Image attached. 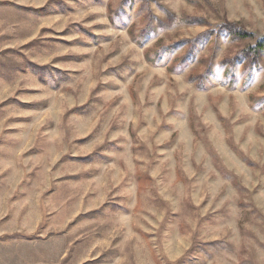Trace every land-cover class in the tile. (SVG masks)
I'll list each match as a JSON object with an SVG mask.
<instances>
[{"label": "rangeland", "instance_id": "374dc122", "mask_svg": "<svg viewBox=\"0 0 264 264\" xmlns=\"http://www.w3.org/2000/svg\"><path fill=\"white\" fill-rule=\"evenodd\" d=\"M263 38L264 0H0V264H264Z\"/></svg>", "mask_w": 264, "mask_h": 264}, {"label": "trees", "instance_id": "16d2710c", "mask_svg": "<svg viewBox=\"0 0 264 264\" xmlns=\"http://www.w3.org/2000/svg\"><path fill=\"white\" fill-rule=\"evenodd\" d=\"M221 31H225L226 33H229L231 36L236 37L239 40H242L244 38H247L246 34H244L241 31H238L235 26L233 25H226L220 28ZM264 51V38L261 41L256 42L254 49L246 48L244 50V58L250 63L255 64L259 60V55ZM224 65V64H222ZM229 67L228 72L233 70V62L230 64H227Z\"/></svg>", "mask_w": 264, "mask_h": 264}]
</instances>
